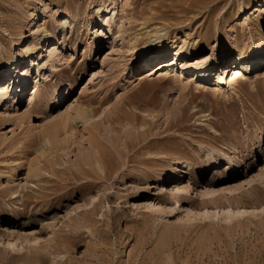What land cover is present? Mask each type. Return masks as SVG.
<instances>
[{
  "label": "rangeland",
  "instance_id": "obj_1",
  "mask_svg": "<svg viewBox=\"0 0 264 264\" xmlns=\"http://www.w3.org/2000/svg\"><path fill=\"white\" fill-rule=\"evenodd\" d=\"M260 43L264 0H0V264H264Z\"/></svg>",
  "mask_w": 264,
  "mask_h": 264
},
{
  "label": "bare ground",
  "instance_id": "obj_2",
  "mask_svg": "<svg viewBox=\"0 0 264 264\" xmlns=\"http://www.w3.org/2000/svg\"><path fill=\"white\" fill-rule=\"evenodd\" d=\"M109 30V25H108V22H106V25H104V27H103V31H101V33L103 34L105 31H108ZM157 31V30H156ZM158 38L155 36V35H149L148 37H147V44H151V45H153L154 46V49L153 50H146L141 56H142V58L145 60V61H147V60H151L152 58H159V57H163V55H165L167 52H168V50H169V48L171 49V51H173V56L174 57H176V56H179L180 55V53H181V51H182V46H183V44L184 43H182V44H175V43H172L169 47H166V48H157V47H155L157 44H158ZM185 45V44H184ZM263 53H264V44L263 43H260L258 46H257V48H255V49H253V52L251 53L252 54V56L254 55L256 58H261L262 56H263ZM250 57V56H249ZM245 58H247V57H245V56H239L238 57V59H237V61H236V64L234 65V67L233 68H231L232 70H231V78L229 79V80H234L235 78H237L240 74H242V70L241 69H243L244 68V66H243V63L245 62V61H243V59H245ZM154 60V59H153ZM251 60V59H250ZM144 61V62H145ZM16 67L17 66H15V67H13V74L14 73H16L17 75H18V70L16 69ZM246 67V66H245ZM15 77H16V75H10L9 77H8V79L6 80V83H7V85L5 86V88L4 87H0V100L3 98V97H6L7 95H8V86H9V84L10 83H13L14 82V80H15ZM221 79H222V76H220L219 78H218V83L221 81ZM25 82H26V76H21V79H20V82H19V84H18V87L19 88H21V87H23V85L25 84ZM5 83V84H6ZM10 93V92H9ZM60 99H62V96H59L58 98H57V100L56 99H53V101L51 102L52 104H56L57 103V101H60ZM5 100H7V99H5ZM78 109V108H77ZM76 110V109H75ZM63 116V115H62ZM77 116L79 117V118H82V119H85L86 120V122L84 123V125H83V128H82V131L84 132V134L85 135H87V139L89 140L90 138H91V140H92V138L93 139H96L95 138V136L93 135V133L91 132V128L89 129V128H86L85 126H93V124H92V122H91V116L92 115H88V116H86V115H84V113H83V111L82 112H80V111H77L75 114H74V116H72V115H70V114H67V115H64L63 117H60V119H59V122H55V124L53 125L54 127L53 128H57L58 126H65L64 125V122H65V120L67 119V118H71V120L72 119H74V118H77ZM27 121H28V119H27ZM89 121V122H88ZM93 121V120H92ZM54 122V121H53ZM29 124V123H28ZM67 126V125H66ZM30 128V127H29ZM30 130V129H29ZM81 131V132H82ZM74 132V131H73ZM73 132H67V136H71V134H74L75 135V133H73ZM96 141V140H95ZM95 147V146H94ZM97 148V147H96ZM95 154H96V156H97V167L102 171H104L105 170V167H104V162H103V160L101 159V153H100V150L99 149H96L95 150ZM38 161V160H37ZM153 206H154V204L152 203V204H149V207L150 208H153Z\"/></svg>",
  "mask_w": 264,
  "mask_h": 264
}]
</instances>
